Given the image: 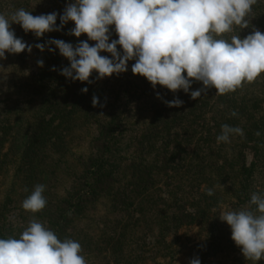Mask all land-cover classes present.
Listing matches in <instances>:
<instances>
[{
  "label": "rangeland",
  "instance_id": "1",
  "mask_svg": "<svg viewBox=\"0 0 264 264\" xmlns=\"http://www.w3.org/2000/svg\"><path fill=\"white\" fill-rule=\"evenodd\" d=\"M72 2L0 0V13L9 15L20 8L34 16L56 12L59 26L60 15ZM260 11L254 5L248 26L237 27L224 38L230 41L231 35H239L243 39L257 30L264 33L258 20ZM11 27L17 38L33 48L31 53L27 50L20 54L6 53L7 58L0 60V128L3 129L0 134V233L23 232L28 226L26 221L36 218L35 214H43L44 209L33 214L22 208L23 200L38 184L45 185L46 207L60 208L70 200L69 192L84 168L82 163L89 156L90 143L98 134V127L105 122L104 116L115 110L121 116L118 153L113 158L120 166H128L131 165V140L154 130L158 133L159 124L152 122L162 113L165 129L161 134L165 138L169 136V142L171 136L175 137L167 151V155L174 154L172 167L184 166L187 154L192 158L199 155L197 160L211 165L207 177L200 178V189L197 180L191 182L193 187L188 185L189 174L177 175L168 184L162 182L151 199L152 211L144 214L138 227L131 224V212L115 210L108 198L101 200L74 229L79 240L85 235L90 238V245L81 244V255L87 264H189L193 258H199L201 264H252L236 246L230 226L219 215L224 210L254 208L249 205L254 192L264 197V73L255 83L225 94L222 100L219 97L223 95H217L214 87L192 99L191 91L203 88L202 82L194 81L189 93L183 90L173 93L160 85L153 88L146 78L133 74L134 60L128 61V70L124 73L97 79L98 74L94 72L90 77L92 83L79 84L80 81L60 74L70 64L58 49L50 52L46 47L41 52L35 47L51 39L77 45L86 34L79 38L70 35L74 22L69 21L61 31L45 33L40 38L32 32L25 33L17 23ZM110 32L109 42L118 39L114 25L110 26ZM88 43L93 46L91 41ZM117 50L123 54L119 45ZM100 54L111 58L110 53ZM38 60H43V67L38 66ZM85 87L88 91L82 93ZM62 93L64 99L58 100L56 96ZM93 96L99 98L103 107H93ZM174 98L182 100V106L168 107L164 102ZM240 103L244 115L234 117L232 109L238 111ZM98 108H102L100 113ZM225 124L241 128L244 135L234 134L230 143H217ZM225 159L233 163L227 178L214 168ZM197 160L192 166L195 169ZM199 169L195 171L196 176ZM210 187L214 194L203 197L204 204L210 208L203 218L191 226L183 222L176 226L173 215L177 210L192 213L190 204L198 201L197 192H207ZM231 188L241 196L230 191ZM113 236L117 242L111 252ZM256 264H264V259Z\"/></svg>",
  "mask_w": 264,
  "mask_h": 264
},
{
  "label": "clouds",
  "instance_id": "2",
  "mask_svg": "<svg viewBox=\"0 0 264 264\" xmlns=\"http://www.w3.org/2000/svg\"><path fill=\"white\" fill-rule=\"evenodd\" d=\"M258 0H74L58 13L34 16L23 8L9 15L0 13V60L8 54L32 52L21 38H17L11 25L19 24L25 33L32 32L37 38L45 33L61 31L69 21L75 27L69 32L79 38L86 34L94 41L77 45L59 39L37 43L41 52L59 50L69 61L60 74L72 81L92 83L97 79L119 75L128 70V61L134 60L132 72L147 79L155 88L163 86L176 93H189L194 81L202 82L203 88L191 91L192 99L202 92L215 88L217 95L242 90L255 83L264 73V33L254 31L241 38L231 35L236 28L248 26L253 6ZM115 26L118 39L110 41V26ZM54 45L55 48L51 46ZM117 45L123 54L117 50ZM101 52L111 54L102 56ZM43 60L37 64L43 67ZM52 70H55L53 67ZM82 93H87L85 87ZM168 107H180L183 101L174 98L164 101ZM93 107L99 98L93 96ZM233 116L237 113L233 112ZM243 136L239 127L222 125L217 143H230L232 135ZM259 135V133H257ZM45 185L38 184L23 200L22 208L33 214L46 207L43 193ZM207 194L213 195L208 189ZM249 205L240 210H224L219 219L231 228V238L247 261L252 264L264 259V197L251 194ZM79 242L57 235L41 222L32 219L19 238L0 239V264H87ZM189 264H201L193 258Z\"/></svg>",
  "mask_w": 264,
  "mask_h": 264
},
{
  "label": "trees",
  "instance_id": "3",
  "mask_svg": "<svg viewBox=\"0 0 264 264\" xmlns=\"http://www.w3.org/2000/svg\"><path fill=\"white\" fill-rule=\"evenodd\" d=\"M259 4H256L257 9L261 10L259 12L258 20L260 19V22H262L263 26L260 25L262 27L261 30L264 32V0H261V2L259 1ZM83 41L88 42L87 35L84 37ZM91 43L94 46L95 42L91 41ZM78 83L84 84V82ZM56 97L58 100H63L64 93ZM219 98L222 100L224 95ZM241 105L242 104L240 103L238 111L232 109V113L236 112L239 116L244 115L242 113ZM233 106L236 105L233 104ZM110 108H113V106ZM98 109V112L100 113L102 108ZM161 114L162 113H159L155 122H152L153 124H159L158 133H154V130L149 134H141V136H137L134 140H131V144L133 145L131 146V165L128 166H120L119 164L121 163L113 158V156L118 153V132L123 126L121 116H118L116 110L111 111L108 115L104 116L105 122L98 127V134L90 143L89 156L84 163H82L84 168L76 178L75 183L69 192L72 195L70 200L60 208L56 207L55 209H52L50 206L44 208L41 212L43 214H40L39 216L38 214H35L36 218L34 219L52 230L60 240L69 238L80 244L87 243L90 245V238L85 235L82 240H79V238L74 235V229L89 211L95 209L96 205L101 200L108 198L113 203L115 210L122 213L124 212L125 214L131 212V224L138 227L139 221L143 218L144 214L152 211L151 208L153 205L151 199L154 196V192L158 191L159 185L162 184V182L168 184L170 180L177 175L187 177L186 175L189 174V177H187L188 185L192 186L191 182L197 180V188L200 189L202 182L200 178L207 177L206 173L211 165L204 163L202 159L197 160L199 159V155H194L192 158L191 154H187L184 166L172 167L174 154L169 153L167 155V151L169 143H173L175 137L171 136L169 142L168 140L170 137L168 136L165 138L161 134L165 129V118H162ZM237 115L234 117H237ZM229 117L233 118L231 116ZM166 125H168V122H166ZM158 126L156 127L158 128ZM169 128L170 127L166 130H169ZM2 132L3 129L0 128V134ZM158 145H160L159 149L157 148ZM196 160L199 162L196 169L197 167L200 168L197 176L195 174L196 169L192 167ZM231 165H233V163H231L230 160L225 159L224 161L222 160L215 164L214 168L227 178V171L230 170ZM170 169L172 170L170 171ZM243 169L246 171L244 167H242V171ZM123 181L125 182L123 183ZM128 187H130V189H128ZM210 189L212 188L210 187ZM232 190L233 188H231L230 191ZM233 191V193H237L236 190ZM197 193L198 201L195 200L190 204V206L193 207L192 213H187L184 210L182 211L179 209L177 210V215H173L176 226L178 224L179 227L182 222L187 226H191L192 224L197 223L199 219L203 218V215H205L208 209H210L208 204H204L205 201L203 200L204 196L209 197L207 192L199 191ZM237 194L238 196L240 195L239 192ZM24 219L26 218L24 217ZM28 224L29 223L26 221L25 225ZM21 233L22 231L14 232L7 230L0 233V239H6L9 237L18 239ZM110 240V245H112V247L110 246V251L114 252L113 244L117 242V239L113 236Z\"/></svg>",
  "mask_w": 264,
  "mask_h": 264
}]
</instances>
